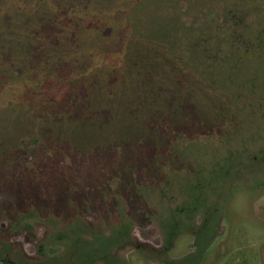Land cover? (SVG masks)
<instances>
[{"label":"rangeland","instance_id":"374dc122","mask_svg":"<svg viewBox=\"0 0 264 264\" xmlns=\"http://www.w3.org/2000/svg\"><path fill=\"white\" fill-rule=\"evenodd\" d=\"M58 39L72 54L46 65L36 46ZM167 113L172 131L201 122L163 157L167 142H152ZM22 165L50 173L52 191L93 185L82 198L97 233L132 222L139 242L161 247L178 220L181 264H264V0H0V199ZM43 213L24 219L31 232L1 222V238L28 256L55 247L61 224ZM117 253L116 264H157Z\"/></svg>","mask_w":264,"mask_h":264},{"label":"flooded vegetation","instance_id":"af4514ba","mask_svg":"<svg viewBox=\"0 0 264 264\" xmlns=\"http://www.w3.org/2000/svg\"><path fill=\"white\" fill-rule=\"evenodd\" d=\"M23 28L25 29V33L26 30L32 27ZM61 29H63V27H61ZM97 30L100 31L99 28H95V30L93 31L97 32ZM19 33L24 34L21 31L16 32L17 38L19 36H22ZM92 37V41H95V43L99 42L98 39L100 37L98 39L95 38L93 35ZM59 41L61 42L65 40H56L54 44L50 45V52L39 51L40 45L36 46V51L40 55H43V57L41 58L45 59L46 65H53L55 61H57L58 58L61 57V51L65 50L64 48L60 50V48L63 46H61V43L59 44ZM22 44H24L23 46H25V42H23ZM82 47H84V45ZM67 52V56L72 54L71 50ZM39 63L40 62H36V64ZM31 68H35V66L31 65ZM167 115L168 117L162 118V125L160 127L158 137L152 142L154 145L159 144L160 146L162 142H167V146H164V148H162L163 157L166 151L167 153H170L169 144L171 143L172 139H176L179 137V139L183 140V137H185L188 140H192L194 135V131H192V128L198 126V121L201 122V120L197 119L194 115L182 117V120L179 121L175 126H173L174 128L172 131V129H170L169 123L175 122V118L178 117H172L168 113ZM176 126H178L179 129L175 128ZM143 150V152H146V148H143ZM61 151L65 154H71L72 156H76V154L72 151ZM160 163L161 164L159 165L163 167V165L165 164V158L163 160L161 158ZM23 165L20 168L18 167L16 171L12 172L11 178L7 176L3 180L4 182L10 180L8 184L9 186L7 187L9 191H6V193L12 195V197L7 199H0V223H6L7 228H11L17 223H19L21 224L22 230L26 232H31L34 229L33 224L24 219L31 217L34 211L37 213L38 208H43L44 213L40 216L49 219L52 223V226L53 223H55L56 225L61 224L60 227L58 226L59 229L57 230L55 238L59 240V243L57 242L58 244L55 247L50 248L48 251H46L45 242L39 243L37 245L35 254L32 256H28L24 252L23 248L12 239L11 235L1 238L2 234L0 232V263L81 264L80 256L83 255L86 249L92 247L98 252H101V250H103V245H105V243H108L107 251L112 255H118V249H124L126 247V249L129 250H138L142 255L146 256V259L154 261L157 264H180L181 261L171 257L170 255V251L174 249L176 245L175 240L176 236H178V220L173 221L174 226H171V233H167V235L164 236V242L161 247L150 246L148 244L139 242L134 234V225L132 222L117 223L118 225L112 226L111 228H109L110 230H98L97 233L94 231L93 227L86 224L84 221L86 217L85 213L87 209L91 207V205L88 202V199L82 198L83 194H85L86 192H91V190L98 191L96 190V188H93V185L84 184L88 188H84L82 190V194H78L71 189L63 188L55 189V191H52L51 188H48L49 186L47 184L48 179H50V173H47L46 171V174L43 177L42 174L36 171V169H27ZM224 172L230 173L232 171L231 168L228 166L225 167L224 171L220 172V174ZM220 174H218L217 176H219ZM208 180L210 181V183H212V178H208ZM104 192L105 191H101L100 194H102L106 198V194ZM115 196L116 194H114V196L112 197L114 198ZM9 205L12 207L25 206L28 207V209L26 213L21 214L20 217L10 218L7 217V209ZM63 211L69 212V216L65 215ZM175 215H178L177 212H175ZM65 219L67 221H63ZM79 221H82L83 223L78 225ZM202 223L204 224V226L208 223L210 224V227H208V230L205 232V237L208 242L209 239L212 238V234H214L213 231L215 227H213V224H215V220H213L212 218L208 219L207 221H203ZM175 224L177 225V227L175 226ZM63 240H66L67 242H62ZM118 241H121L120 244L117 243ZM120 245L123 246L119 248Z\"/></svg>","mask_w":264,"mask_h":264},{"label":"trees","instance_id":"16d2710c","mask_svg":"<svg viewBox=\"0 0 264 264\" xmlns=\"http://www.w3.org/2000/svg\"><path fill=\"white\" fill-rule=\"evenodd\" d=\"M120 242L121 241H118L117 243L120 244ZM122 246L123 245H120L119 248ZM102 248H103V250H101V252H98L97 250H95L92 247H89L88 249H86L84 251L83 255L80 256L81 264H106L107 262L108 263L113 262L114 264H116V261L118 260V257L116 258V256H118V255H112L111 253H109L107 251L108 243H105V245H103ZM198 253H200V252H198ZM192 255H190L189 258L184 257V259H186V261H184L186 264L187 263L188 264H198L199 263V261H200L199 259H200L201 254L195 255V258L192 257ZM181 263L182 262H180V264Z\"/></svg>","mask_w":264,"mask_h":264}]
</instances>
